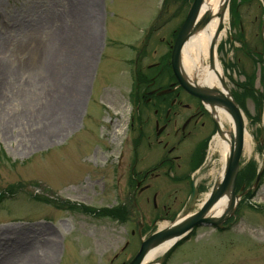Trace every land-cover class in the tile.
I'll list each match as a JSON object with an SVG mask.
<instances>
[{"label":"rangeland","instance_id":"obj_1","mask_svg":"<svg viewBox=\"0 0 264 264\" xmlns=\"http://www.w3.org/2000/svg\"><path fill=\"white\" fill-rule=\"evenodd\" d=\"M94 1L86 10L94 40L80 60L89 71L75 117L57 110L51 123L35 101L42 111L48 105V81L28 77L29 69L42 49L57 45V29L76 31L64 35L80 40L85 3L0 0V76L3 65L20 71L4 87L8 105L0 107L2 264L32 263L35 250L48 244L56 245L52 264H127L161 224L187 210L197 213L220 176L213 121L177 86L172 69L173 47L194 0ZM228 10L217 55L252 151L243 147L238 202L224 230L198 228L162 264H264V0H230ZM175 98L174 120L159 133ZM193 111L205 115L182 138L180 127ZM55 133L61 135L45 145L37 141ZM164 156L173 163L161 165ZM132 169L135 181L149 173L139 187ZM186 171L184 181L173 180ZM117 207L122 210L111 214ZM6 242L15 244L6 250Z\"/></svg>","mask_w":264,"mask_h":264},{"label":"bare ground","instance_id":"obj_2","mask_svg":"<svg viewBox=\"0 0 264 264\" xmlns=\"http://www.w3.org/2000/svg\"><path fill=\"white\" fill-rule=\"evenodd\" d=\"M226 0H204L200 13L197 18V22L206 15L210 17L207 25L193 31L186 43L184 44L180 54V64L183 75L186 80L197 87L206 89H222V79L224 77L222 64L217 55V45L223 41V37L226 36V28H224L219 35L217 30L220 24L227 23L229 18V10H224V4ZM84 5H81V14L83 19L79 18L82 23L80 30L78 31L80 40L74 38L68 39V36L64 35L67 32L71 36H76V31H66L64 27L57 29L54 37L57 38V45L53 43L50 47L42 49L38 55V59L34 65H31L29 76L32 78L40 76L48 81L49 90L44 94L48 97V105H42L43 111L37 99L36 107L39 112H43L49 121H55V113L63 115L66 118L73 119L77 110V104L80 101V92L84 89L86 83V75L89 71L87 66L89 63L81 64L80 60L85 52H88V46L94 40L93 34L90 31L91 24L94 22L90 15L86 12L87 8L94 7V0H82ZM81 14H79L81 16ZM78 17V16H77ZM49 22V21H48ZM75 39V40H74ZM72 40V41H71ZM75 41L79 42L76 45H72ZM215 48V53L212 54L211 50ZM213 56V58H212ZM215 57V58H214ZM213 63L211 64V60ZM20 71H14L13 68H8L3 65L2 76H0V107L1 105H8L5 102L4 87L15 77V73ZM26 81L24 83L27 84ZM31 86V84H30ZM43 96V97H44ZM44 97V98H47ZM214 118L218 120L221 125V134L216 135L213 139L212 150L220 155V162L222 169L219 179L222 178L224 167L226 165L227 158L231 151L230 136L235 134V124L230 114L224 109V107L206 106ZM58 110V112H57ZM44 115V116H45ZM16 117L15 119H17ZM224 124L228 125V128L224 127ZM54 133V132H53ZM61 134L55 133L53 137L51 135L46 136L42 142L41 137L38 138L41 144H47L51 139H56ZM40 145V144H39ZM244 146L250 153L252 151V137L245 130ZM209 198V194H206L203 204ZM232 196L230 193L225 194L218 202L214 203L210 208H205L204 205H200L198 211L204 212V219H220L230 208L232 204ZM235 204L238 199H235ZM194 214L192 212H185L179 219L176 220V225L184 223ZM171 224H161L159 230L170 228ZM175 226V225H174ZM186 234V233H185ZM184 235V234H183ZM170 242H161L154 246L153 249L147 254L146 258L141 264H160L157 258L164 255L170 246ZM5 245L6 250L11 249L15 242ZM46 251L36 252V259H33L32 263L27 264H52L54 255L56 254V245L48 244ZM32 258V257H31ZM157 259V260H156ZM160 259V258H159ZM3 262V260H2ZM0 261V264H2ZM26 264V260L23 261Z\"/></svg>","mask_w":264,"mask_h":264},{"label":"water","instance_id":"obj_3","mask_svg":"<svg viewBox=\"0 0 264 264\" xmlns=\"http://www.w3.org/2000/svg\"><path fill=\"white\" fill-rule=\"evenodd\" d=\"M230 0H226L224 4V10L226 11L229 6ZM204 3V0H194L191 5L190 11L188 13L187 19L183 23L179 34L177 36L175 45L172 51V69L175 77L179 83V86L184 89L190 95L198 98L202 101L205 106H210L211 109L214 107H224V109L230 114L235 124V134L230 136L231 151L227 158L226 165L224 167V172L222 178H218L215 182L213 189L209 195L208 200L204 205L205 208H210L214 203L222 199L225 194L230 193L232 196V204L230 205L229 210L220 218V219H204V212L198 211L191 218H189L184 223L176 225V222L172 223L170 228L158 230L156 234L150 236L147 240H142L141 247L137 255L129 264H141L142 261L146 258L147 254L154 248L157 244L161 242H170V248L164 254V256L157 262L163 263L168 252L172 249L173 246L178 244L181 240L186 238L188 234L198 226H215L221 227L223 223L230 218L235 210L236 204L235 199V186L237 175L240 168V158L244 147V135H245V120L239 105L233 99L225 79H222V89H206L202 87H197L190 84L185 76L183 75L181 64H180V54L184 44L186 43L189 35L198 30L201 27H204L208 24L210 17L206 15L197 22L198 15L200 13L201 7ZM222 28V24L219 25L217 34L219 35ZM211 53H215V48L211 50ZM213 58V56H212ZM215 58V57H214ZM213 59L211 60V64ZM173 90H165L158 95L164 94L166 92ZM212 115V114H211ZM212 118L216 125L217 134H221V125L216 118ZM262 171L257 177L256 185L261 177ZM256 187V186H255ZM238 199V198H237ZM175 225V226H174ZM186 233V234H185ZM184 234V235H183Z\"/></svg>","mask_w":264,"mask_h":264},{"label":"flooded vegetation","instance_id":"obj_4","mask_svg":"<svg viewBox=\"0 0 264 264\" xmlns=\"http://www.w3.org/2000/svg\"><path fill=\"white\" fill-rule=\"evenodd\" d=\"M199 104V103H198ZM178 105V98H175V99H172V101H170V111H168V112H166V115L164 116V120L166 121L165 122V125H163L162 127H160V129L161 128H163L164 127V130L166 129V127L168 126V125H170L171 124V122L174 120L172 117L170 118V113H171V110L173 109V108H176V106ZM186 109H189V106L187 107H185ZM200 108V107H199ZM174 113V112H173ZM203 115H205L204 113H200V112H195V111H193V112H191V114H189L188 116H187V118L184 120V122L182 123V126L180 127V133H181V137L183 138V137H185L186 136V130L187 129H189V127L191 126V125H193V124H191L192 122H194V124H196L197 123V120H198V117H201V116H203ZM159 124V122H157L156 123V125H158ZM163 130V131H164ZM163 131H161V132H163ZM158 132H159V130H158ZM161 132H159V133H161ZM187 132L188 133H190L188 130H187ZM158 134V133H157ZM160 135V134H159ZM182 138H180V139H182ZM180 140H178V142H179ZM199 143H204V140H202L201 142L199 141L197 144H196V146H198L197 147V152L202 148V146H200V144ZM199 144V145H198ZM169 152H171V150L169 151ZM192 159H194V157L192 158ZM164 162V163H163ZM171 164V163H173V159L172 158H168V157H166V156H164L161 160H160V164ZM162 164V165H163ZM132 172H133V175H134V182H135V184H136V186L137 187H139V185L143 182V181H145L146 180V176H147V174H149L148 172H147V170L146 171H144V172H140L137 176H139V175H141V177L138 179V181H137V179H136V181H135V169H132ZM187 172V171H186ZM186 172L185 173H183V174H181V175H178V176H173V180L174 179H180L179 181H184V175L186 174ZM137 176H136V178H137Z\"/></svg>","mask_w":264,"mask_h":264},{"label":"trees","instance_id":"obj_5","mask_svg":"<svg viewBox=\"0 0 264 264\" xmlns=\"http://www.w3.org/2000/svg\"><path fill=\"white\" fill-rule=\"evenodd\" d=\"M201 164V163H200ZM199 165V164H198Z\"/></svg>","mask_w":264,"mask_h":264}]
</instances>
